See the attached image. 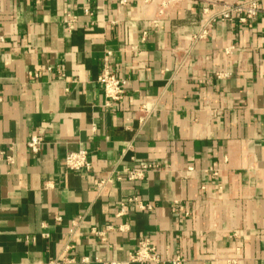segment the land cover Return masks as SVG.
I'll return each mask as SVG.
<instances>
[{
  "label": "crops",
  "instance_id": "0c3cea01",
  "mask_svg": "<svg viewBox=\"0 0 264 264\" xmlns=\"http://www.w3.org/2000/svg\"><path fill=\"white\" fill-rule=\"evenodd\" d=\"M0 38V264H132L140 240L154 264H264V0H0Z\"/></svg>",
  "mask_w": 264,
  "mask_h": 264
},
{
  "label": "built area",
  "instance_id": "2783aa9c",
  "mask_svg": "<svg viewBox=\"0 0 264 264\" xmlns=\"http://www.w3.org/2000/svg\"><path fill=\"white\" fill-rule=\"evenodd\" d=\"M109 1V0H102ZM120 5L127 3V0H118ZM260 11L259 5L257 2H246L242 4L235 5H222L221 11L216 16H212L207 19L201 26L198 38L205 37L211 30L213 24L216 22H231L233 19L238 17V20L244 22L245 20L254 18ZM2 41V38H0ZM100 85L104 98L105 105L109 106L112 103L118 102L122 99L124 94V81L118 78L113 74L108 66H104L97 80ZM41 143V138L38 136H32L27 142V147L33 153H37L39 150V145ZM10 162V159H8ZM66 170L70 172H81L88 171L90 169V163L88 160V153L85 150H78L77 152H70L64 156L63 160ZM150 169V165L143 164L138 169H130L126 172V179L128 181H138L144 178L145 173ZM103 183L98 184V189H101ZM128 204H133L140 211H150L151 205L140 201L138 198H130L127 200ZM124 209L122 205L121 210ZM174 210L183 211V208L180 205L176 204ZM98 235H102L99 232H95ZM97 263L106 264L99 260H95ZM160 261L159 255L156 252L155 247L151 245L148 240H140L137 243V247L128 256V262L132 264H154ZM71 260L63 259L61 261H53L49 264H68ZM82 262L88 263V258H83ZM170 264H184L185 260L179 256L174 255ZM115 264V263H109Z\"/></svg>",
  "mask_w": 264,
  "mask_h": 264
}]
</instances>
